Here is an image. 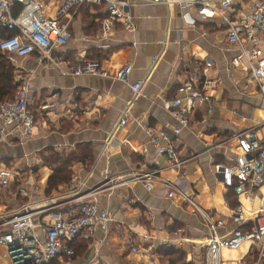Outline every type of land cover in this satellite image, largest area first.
Returning <instances> with one entry per match:
<instances>
[{"label":"crops","instance_id":"obj_1","mask_svg":"<svg viewBox=\"0 0 264 264\" xmlns=\"http://www.w3.org/2000/svg\"><path fill=\"white\" fill-rule=\"evenodd\" d=\"M41 1L54 16L66 0ZM207 1L217 5L216 0ZM251 3L241 0L239 9ZM100 11L97 5L80 8L72 37L60 52L68 62L99 59L112 73L131 63L128 82L64 76L55 66L39 65L36 54L17 58L13 63L21 71L16 72L32 77L29 86L38 124L32 138L0 145V159L36 164L31 183L39 191L31 202H51V207L72 214L83 202L97 200L112 214L107 231L99 229L94 238L77 240L73 264H161L157 252L149 249L150 242L139 235L144 232L154 237L156 245L169 240L172 246L189 249L197 264H208L207 247L201 244L208 232L201 215L178 196L158 192L163 181L185 175L187 192L214 218L225 219L221 235L233 229L231 213L238 205L247 218L264 207V187L247 199L215 171L218 162L233 167L247 156L238 133L254 128L264 140V102L258 86L247 81L245 61L228 69L239 48L227 40L218 17L204 19L192 10L142 0L129 9L133 27L118 24L102 37ZM206 56L213 58L221 74V82L209 91L214 107L209 112L208 104L201 105L184 126L164 107L163 98L177 96L179 85ZM137 81L144 86L135 100L131 84ZM43 104L49 106L42 108ZM125 112L127 121L120 125ZM147 127L163 129L173 137L179 158L185 161L181 167L157 153ZM53 152L74 158L73 173L70 182L49 189L54 166L48 159ZM106 166L108 178L103 173ZM150 171L157 175L154 191L137 178ZM22 202L5 196L0 209ZM42 216L47 220L46 213ZM131 244L141 251H133ZM254 258L249 243L222 251V264H252Z\"/></svg>","mask_w":264,"mask_h":264},{"label":"built area","instance_id":"obj_2","mask_svg":"<svg viewBox=\"0 0 264 264\" xmlns=\"http://www.w3.org/2000/svg\"><path fill=\"white\" fill-rule=\"evenodd\" d=\"M140 1L66 0L52 17L41 0H0V35L3 30L7 31L0 41V49L12 62L36 54L39 65L55 66L64 76L91 75L128 82L133 70L131 63L112 73L99 59L68 62L60 48L71 39L73 19L81 7L101 6L100 34L108 37L118 24L125 28L133 27L129 9ZM150 1L171 8L178 6L182 11L192 10L204 19L220 18L226 27L227 40L239 48L228 69L241 66L245 61L249 72L247 81L258 86L264 102V0H251L250 6L240 9L241 0H216V6L210 5L207 0ZM11 31H16V34H9ZM18 76L21 82L16 97L0 101V145L32 138L38 124L29 86L32 77L27 73ZM220 82L221 74L215 67V61L206 56L188 79L179 85V94L173 98L164 97L163 105L182 125L187 126L201 105L208 104V111L212 112L214 98L209 91ZM143 86V81L131 84L135 100ZM48 106L43 104L42 108ZM127 116L125 112L120 125L126 123ZM146 130L157 153L165 156L174 167H181L185 161L179 158L173 137L163 129L147 127ZM236 136L245 143L247 156L239 159L233 167L218 162L215 171L223 176L227 185L234 187L238 195L252 199L264 187V140L256 136L254 128ZM35 166L26 161L12 159L5 162L0 159V202L5 196L14 200L23 199L17 207L0 209V250L8 249L5 257L0 251V264H73L77 240L81 237L94 238L99 229L107 231L109 222L114 218L107 209L101 208L97 200L83 202L72 214L51 207V202H31L30 199L39 191L38 186L31 183ZM103 173L109 177L108 166ZM137 178L148 190H156L155 171L140 174ZM188 186L185 175L180 174L175 181H163L158 194L178 196L193 205L201 215L208 232L205 242L201 243L207 247L208 264H222L224 249H237L245 243L250 244L254 253L252 264H264V207L247 218L243 206L238 205L231 213L233 229L221 235L225 219L214 218L187 192ZM44 213L47 220H43ZM139 235L143 241L150 242L149 249L156 253L159 245L153 242L154 237L148 232ZM160 244L170 246L171 241L160 240ZM131 249L141 251L132 244Z\"/></svg>","mask_w":264,"mask_h":264},{"label":"trees","instance_id":"obj_3","mask_svg":"<svg viewBox=\"0 0 264 264\" xmlns=\"http://www.w3.org/2000/svg\"><path fill=\"white\" fill-rule=\"evenodd\" d=\"M7 31L3 30L0 35V41L6 35ZM9 34H16L11 31ZM17 67L0 49V101L6 98L14 99L17 95L20 83L16 81ZM5 162L10 159L3 158ZM51 160V161H50ZM48 161L54 166V173L50 176L48 186L49 189H55L63 183H68L72 178V164L74 158L72 156L64 157L53 152ZM234 189V187H233ZM161 264H197L195 259L191 257V251L183 246H159L156 250Z\"/></svg>","mask_w":264,"mask_h":264},{"label":"rangeland","instance_id":"obj_4","mask_svg":"<svg viewBox=\"0 0 264 264\" xmlns=\"http://www.w3.org/2000/svg\"><path fill=\"white\" fill-rule=\"evenodd\" d=\"M47 1H49V0H45V2H47ZM52 17H54L53 15H51ZM17 71H18V69H17ZM16 74V81H18L19 83L21 82V81H19V76H18V73L16 72L15 73ZM6 99H9V98H6ZM44 176L46 177V175L44 174ZM165 247H169V245H166ZM1 254H2V256L3 257H5L6 256V254L8 253V249H6V248H1Z\"/></svg>","mask_w":264,"mask_h":264}]
</instances>
